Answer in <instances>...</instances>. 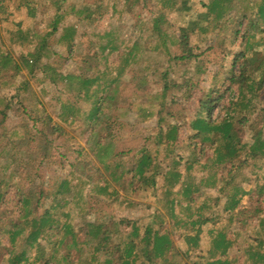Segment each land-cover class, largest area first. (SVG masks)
I'll return each mask as SVG.
<instances>
[{
  "label": "trees",
  "instance_id": "trees-1",
  "mask_svg": "<svg viewBox=\"0 0 264 264\" xmlns=\"http://www.w3.org/2000/svg\"><path fill=\"white\" fill-rule=\"evenodd\" d=\"M44 1L52 2V8L57 13L62 8L64 0ZM161 1V7L152 15L154 16L152 26L146 28L147 32H150L147 36L156 37L157 42L160 37L159 31L164 29L166 32L163 36L164 41L173 44L177 37L171 30L166 9L174 5L175 9H179L187 5L189 0ZM206 1L205 10L198 13V19L190 20L183 31H204L216 17L221 19L224 17L223 12L232 8L244 17L254 19L248 24V29L241 34L237 28L234 30L236 38H240L243 44L239 50L231 51L229 48L230 51H227L232 56L231 67L236 66V71L231 69L225 74L224 88L212 85L206 90L203 89L204 92L198 99L200 108L196 112L190 111L184 102L191 98L194 88L199 87V84H192L190 77L185 78L181 84L172 76L173 69L169 64H163L165 58L166 61L169 59L178 61L190 58V55L168 52L166 56L162 48L156 46V42L153 46L148 45L144 35L135 37L130 45L131 36L123 39L121 43L126 47L122 48L119 62L115 67L118 74L129 67V71L132 70L131 80H137L138 83L135 85L141 89L149 81L153 82V78L158 80L155 84L158 89L152 96L155 99H162L154 100L156 109L143 107L137 111L138 116L142 118L156 117L157 128L152 132L155 141L152 138L150 145L146 142L138 148L117 149L112 132L113 125L109 120H101L98 116L105 109L114 107L117 102V94L114 92L111 94L112 87L107 89L105 85L104 93L102 91V94L96 96L94 110H91L90 120L88 119L91 128L88 153L95 159V164L90 160H81L82 149L77 150L78 155L68 162L70 170L84 176L91 185L90 197L85 203L92 211L93 221L84 222L80 226L83 236H77L79 240L74 238L77 232L74 230L73 235L71 227L65 226V231H69L73 240L64 242L54 240L55 246L46 256L47 248L39 243L38 239L45 231L53 235L62 233L57 225L49 226L50 217L61 201L60 195H64L66 200L61 206L73 203V198L66 194L62 185L56 194L49 191L47 187L50 181L44 175L43 165L49 163L50 148L55 140L53 135L60 137L66 132L62 126L52 122L51 117L45 113L43 103L38 99L30 117L34 124L40 122L41 128L36 132L47 138L46 146L41 147L42 151L34 149L31 140L14 135V128L7 127V120L11 116L9 112L14 109L11 100L15 98L17 104L23 103L25 99L23 95L27 91L25 86L16 83L15 78L22 69L30 73L39 70L51 83L61 81L66 88L74 87L78 94L83 93L82 96L94 97L105 72H99L97 69L91 76H84L75 71L60 72L51 61L45 60L50 53L48 38L57 30V26L54 25L48 33L41 36L30 29H22L9 19L8 7L4 0H0V80L9 74L2 82L12 91L10 96L0 95V151H7L9 155L7 161L9 171L0 178V218L5 215L0 224V235H8L5 244L7 247L1 246L0 241L2 262L31 264L33 259L29 258V250L36 244L38 250L35 257L39 258L40 264H53L52 260L59 264L57 253L61 241L63 260L67 261L69 258L68 264H73L69 257V246L79 245L80 241H84L92 244L93 253L91 257L80 260L79 264H214L218 260L210 259L225 255L230 242L224 239V232L219 231L217 236L210 237L209 245L204 251L198 236L206 223H214L220 218L221 212L232 216L247 212L250 214V220L260 219L258 214L261 210L257 208L233 211L240 204V195L244 194L238 183L241 172L247 167L251 168L250 173H253L255 168H264V105L259 104L257 94L264 88V36L258 37L257 34L260 23H264V0H260V3L251 0L249 15L242 13L244 8L241 4L246 0ZM18 2L19 6L28 7L30 16L35 14L36 8L34 5L30 6V0ZM83 10L85 11L83 21L89 25L94 20L92 8L86 5ZM216 25L222 28L225 23L221 21ZM260 32L264 34V28ZM62 33L61 38L67 39L70 52L72 49L78 50L75 41L82 34H79L76 26L73 24L63 26ZM4 34L10 36L9 43L5 41ZM113 39L115 38L111 36L106 42L100 43L99 53L113 50L111 44ZM12 43L21 48L17 56H14ZM231 44H235L234 39L231 40ZM126 48L130 49L126 51ZM138 48L142 51L140 57L137 55ZM140 60L146 61L144 67L150 66L147 71L141 67L133 68L134 64H140ZM225 93H228L227 96ZM179 102L184 105L176 108L175 105ZM239 102L248 108V111L240 109ZM177 110L189 113L186 115V123L192 133L185 145L178 144L180 123L173 120L174 112ZM74 117L75 114L72 113L71 122L74 121ZM255 120L257 122L251 129V135L246 138L244 127L248 121L252 123ZM49 136L53 138H48ZM182 147L187 153L181 156L179 150ZM68 148L67 145L66 149ZM131 152L133 153L128 160V154ZM64 157V153L59 156L61 159ZM61 159L52 163L63 165ZM94 185L100 186L102 193L112 189L106 196L108 198H105L107 204L127 202L128 207L144 204L150 209L147 222L118 218V224L124 225L125 229L118 235V230L112 227L116 219L113 214L102 213L95 207L99 204V199L93 194ZM204 187L215 189L219 198H225L223 206L219 207L221 210L213 209L211 200L214 196L212 193H205ZM229 189L233 192L230 193ZM145 193L153 196L151 203H140L131 197ZM46 200H49V206L39 211L40 205ZM9 202L10 207L7 206ZM73 210L74 207L62 214L74 216ZM184 212H189V215L187 219L182 220L186 218L183 217ZM45 223H48V227L44 230ZM177 224L186 225L183 234L184 248L178 247L172 238ZM259 227L260 220L253 232L248 234V238L254 240L256 244L247 242L246 246H238V249L241 247L240 251L244 256L248 255L249 261L246 264L264 263L260 261V253H264V227L262 229ZM194 255L196 259L193 260ZM200 257L203 262L199 260Z\"/></svg>",
  "mask_w": 264,
  "mask_h": 264
},
{
  "label": "rangeland",
  "instance_id": "rangeland-1",
  "mask_svg": "<svg viewBox=\"0 0 264 264\" xmlns=\"http://www.w3.org/2000/svg\"><path fill=\"white\" fill-rule=\"evenodd\" d=\"M19 0H4V4L8 7L9 19L13 20L22 29H30L31 32L35 34L44 35L48 33L51 28L56 25L57 30L52 33L48 38L49 52L45 57V60L52 62L53 66L57 67L60 72L75 71L76 73H81L84 76H91L95 70L99 72H105L103 75V81L100 83L99 89H96V94L94 97L82 96L78 94L74 87L68 89L61 83V81L50 82V79L46 77L42 72L36 70L35 73H30L26 69H22L21 73L16 75L15 81L18 85H23L27 88L24 96V102L17 104V100L14 98L11 100L13 104V111L9 112L11 114L10 118L7 120L8 128H14L15 136H24L32 141V147L34 149L38 148L42 151L41 147L46 146L45 139H47L42 134L36 132L38 128H41L40 122H35L30 117V113L34 112V105L36 100H40L43 103L45 113L48 114L52 122L59 124L63 127L66 133H63L60 137L56 135L54 137V142H52V147L50 148V156L48 157V164L44 163L45 177L49 179L50 184L48 189L54 194L59 190V186L62 185L63 190L66 194L73 198V203L63 204L64 195H60V202L58 206L53 211V215L50 217V225H57L62 233L59 235H53L49 231L39 237L38 242L46 246L47 255L54 248L55 241H72L73 237L71 234H75L74 230L77 232L74 237L79 240L77 236H83L80 230V226L84 222H92L93 216L90 207L86 205L85 201L89 199L90 192L89 189L91 185L85 179L84 176L79 175L70 170L68 162L72 161L78 154L77 150L82 149L83 153L80 156L81 160H90L95 164V159L88 153L90 148V124L89 115L91 110H94L95 99L97 95L104 93L105 85L106 88L111 89V94L114 92L116 95L117 102L114 107L110 109H105L103 113L98 116L101 120H109L113 125L114 139L116 140V147L118 150H126L129 147L138 148L144 143L152 144L151 140L155 141V136L153 137V131L157 128L155 123V118H142L138 116V108L146 109H156V102L159 99H155L152 94L158 89L156 79L153 78V82L146 83L143 89L139 88L137 80H131V71L129 67H126L121 74H118L117 66L120 58V53L123 50L121 43L123 39L128 36L132 37L129 45L132 44L135 37L143 36L144 40L147 41L148 45H154L157 38H151L147 35V26H152L153 13L155 10L161 7V0H135V2L128 0H64L62 2V8L56 13L55 9L52 8V2L44 0H30V6H35L36 11L32 16L28 13L27 6H19ZM260 3V0H256ZM206 0H189L187 5L175 9V5L168 7L166 9L167 18L171 23L172 31L175 34L176 41L173 44H167L164 41L163 36L166 33L164 29L159 31V39L156 42V46H160L162 52L168 56V52L173 54H186L190 55V58L183 60H168L165 58L163 64H169L170 68L173 69L172 76L179 80L182 84L185 78H191L192 84H199V87L194 88L191 98L184 102V104L189 107L190 111H197L200 108L198 104L199 97L203 94V89L214 85L219 88L225 87V74L228 71H236V66L231 67L232 56L228 54L227 51H235L242 48V40L236 38L234 34L235 28L239 31V34L248 29V24H250L254 19L253 17H244V15L238 13L235 8L224 11V17L221 19L215 18L212 23L207 25V28L203 31L187 32L183 31L186 29L188 22L192 19H198V13L205 10ZM251 0H246L243 7L242 13L249 15L251 12ZM179 2L176 3L178 6ZM92 8V16L94 20L86 25L83 21L85 16V11L83 10L85 6ZM152 16V17H151ZM216 16V15H214ZM230 17H233L230 18ZM81 18V19H79ZM224 22L225 25L220 28L216 23ZM240 23V25H237ZM73 24L76 26L79 32V37L76 39L78 44V50L72 49L70 52L69 43L67 39L61 38L63 35L62 27ZM264 28V23H260L258 27V37L264 36L260 30ZM182 30V31H181ZM108 33V35H107ZM5 35V41L10 42V36ZM32 36L31 34L29 35ZM113 37L111 44L113 45V50L110 52L105 51L102 53L99 49V44L106 42L108 38ZM235 41V44H231V40ZM34 40V39H33ZM97 43V45H95ZM13 45L14 56H17L18 52H21V48L18 45ZM169 45V46H168ZM230 48V49H229ZM130 48H126L128 51ZM137 55L142 56V51L140 48L137 50ZM193 56V57H191ZM140 64H134V67L143 68L147 71L150 66L144 67L146 61ZM154 66V65H153ZM154 69V68H153ZM200 69L201 71H198ZM163 71V70H162ZM7 76H3L0 80V95L10 96L12 94L11 88L6 84H3ZM140 77L141 75H137ZM106 81V82H105ZM109 82V83H108ZM97 88V87H96ZM228 93H225L227 96ZM258 102L262 106L264 105V88L258 91ZM80 95V97H78ZM82 96V97H81ZM155 100V101H154ZM74 104V105H73ZM183 104V105H184ZM179 102L175 105L176 108L181 106ZM182 105V106H183ZM238 107L240 109H246L244 112L248 111L241 102H239ZM127 110V111H125ZM125 111V112H124ZM178 111V110H177ZM175 111L174 121L180 123L179 127V139L178 144L185 145L188 143L192 130L187 126L186 115L189 113H184V111ZM74 113V121L71 122V114ZM177 114V115H176ZM215 115V113H214ZM108 118V119H107ZM90 120V119H89ZM93 122V120L91 119ZM51 122V123H52ZM257 120L251 123L248 121L245 130V137L251 135V129L255 126ZM100 128V127H98ZM102 128V127H101ZM49 136L48 138H53ZM68 145V150L66 146ZM50 147V146H49ZM184 147V146H183ZM179 150V155H185L187 150L184 148ZM87 152V153H86ZM64 153V158H59L60 154ZM133 152L128 154V160ZM9 155L7 151H0V178L5 172L9 171L7 166V161H9ZM61 159L60 163H52V161H57ZM46 164V165H45ZM43 167V166H42ZM251 168L247 167L238 177V183L243 188L244 194L240 196V204L235 208L233 212L240 211L241 209L257 208L261 210L258 214L260 216V227H264V168H255L253 173H250ZM100 186L94 185L93 194L99 199V204L95 207L99 209L102 213L111 212L114 219L112 227L117 229L118 235L124 232V225L118 224V218H127L130 220H140L141 222H147V214L150 209L144 204L134 205L133 207H128L127 202L118 204V202H113L111 205L107 204L105 198L112 189L107 192L102 193L100 191ZM70 189V190H69ZM72 191V195H71ZM203 191L206 193H212L213 198L211 204L213 209H220L223 206L225 198H219L218 193L213 188L204 187ZM229 192H233L229 189ZM106 193V194H105ZM53 194V195H54ZM146 194V193H145ZM139 194L131 195V197L140 202L151 203L153 201V196L151 194ZM66 202V200H65ZM11 206V202L7 204ZM49 206V200L43 202L39 211L44 210ZM1 207V206H0ZM74 216L63 215L62 212H68L69 209L73 208ZM63 210V211H62ZM99 211V212H100ZM100 212V213H101ZM72 213V212H71ZM75 213H78L77 215ZM189 212H184L182 220L188 218ZM5 215L0 218V224L3 222ZM257 219L253 218L250 220V214L245 212L238 216L228 215L225 212H221L220 218L214 223H206L203 227L202 232L199 234L198 239L205 251L209 245L210 237L214 235L217 236L218 232H224L225 240L230 242L227 247V252L225 255H219L218 258H212L215 261L214 264H246L249 261L248 255L244 256V253L240 251L242 246H246L247 242L250 244H256L254 240L248 238V234L253 232L255 225L258 224ZM243 221V222H242ZM181 222V220H180ZM245 225H244V224ZM71 227V234L65 231V226ZM48 227V223H45L43 229ZM75 229H74V228ZM124 229V230H123ZM175 234L172 236L175 240V244L178 247L184 248L185 243L183 239V234L186 230V225L177 224L174 228ZM68 230V229H67ZM74 239V240H75ZM8 240L7 234L0 235V241L3 247H7L5 244ZM60 241V242H61ZM58 244L60 248L57 253V260L59 264H68V260L64 261L62 258V247ZM92 244L80 241L79 245L69 246V257L73 264H79L80 260L86 259V257H91L93 253ZM241 246L238 249V246ZM264 245V244H263ZM0 246V247H1ZM246 249V247H244ZM38 246L36 244L29 250L31 264H40L39 258L35 257L37 254ZM260 261L264 262V253H260ZM2 256L0 253V263L2 262ZM196 259L195 255L192 258ZM191 259V260H192ZM203 262L202 258L199 259ZM53 264L54 261H51ZM50 262V263H51ZM264 264V263H262Z\"/></svg>",
  "mask_w": 264,
  "mask_h": 264
}]
</instances>
